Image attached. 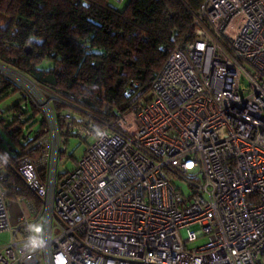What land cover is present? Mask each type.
Instances as JSON below:
<instances>
[{"label":"built area","instance_id":"obj_1","mask_svg":"<svg viewBox=\"0 0 264 264\" xmlns=\"http://www.w3.org/2000/svg\"><path fill=\"white\" fill-rule=\"evenodd\" d=\"M192 26L148 100L99 126L65 115L91 143L64 174L52 100L5 75L43 110L49 138L17 162L39 213L16 198L10 222L0 173V264H264V0H204ZM33 223L47 245L30 253Z\"/></svg>","mask_w":264,"mask_h":264},{"label":"trees","instance_id":"obj_2","mask_svg":"<svg viewBox=\"0 0 264 264\" xmlns=\"http://www.w3.org/2000/svg\"><path fill=\"white\" fill-rule=\"evenodd\" d=\"M203 1L0 0V65L31 80L52 100L59 157H66L72 138L86 146L89 139L70 129L65 115L72 126H99L148 100L174 47L193 40V15ZM14 93L19 100L0 113L12 143L5 149L0 140L2 183L10 190L9 204L29 200L39 213L41 199L19 175L17 162L41 155L48 122L38 104L0 73V103ZM68 157L73 167L80 158Z\"/></svg>","mask_w":264,"mask_h":264},{"label":"rangeland","instance_id":"obj_3","mask_svg":"<svg viewBox=\"0 0 264 264\" xmlns=\"http://www.w3.org/2000/svg\"><path fill=\"white\" fill-rule=\"evenodd\" d=\"M114 4L117 7H121V5L118 3H114ZM8 69L9 70H7V72L5 74L4 73L5 70L3 71V69L0 68V73L10 77L13 80H15L16 77L23 76V75L17 73L16 71H13L10 68H8ZM18 100H19V94L18 93H14V94L10 95L8 98H6L5 100H3L0 103V113L2 114L3 112H5V110H7L9 107H11L13 104H15ZM0 140H2V145H3V148H5V149H7L10 144H12L10 138L5 134V132L3 131L1 126H0ZM90 143H91V139L87 141V144H90ZM86 147H87L86 144L82 143L81 140H79L77 138H72L70 140L69 146L67 147V154H66L67 156L66 157L62 156V158H60L61 164L58 167V173L64 174L66 170L70 171L73 168V164H72V160L68 156H71L73 154V156L75 158H79L83 154ZM182 190L185 194L189 193L187 186L183 185ZM8 210H9L10 222L12 224H14L15 223V217L18 214V207L13 201H11V203L8 206ZM206 242H207L206 237H202V238H198L197 240L188 243L186 245V247L188 249H193L195 247H198L200 245L205 244Z\"/></svg>","mask_w":264,"mask_h":264},{"label":"clouds","instance_id":"obj_4","mask_svg":"<svg viewBox=\"0 0 264 264\" xmlns=\"http://www.w3.org/2000/svg\"><path fill=\"white\" fill-rule=\"evenodd\" d=\"M26 231L29 235L23 242V248L30 253H34L37 250H42L46 247L47 241L43 237V225L40 223H33L27 225ZM57 264H67V258L61 256Z\"/></svg>","mask_w":264,"mask_h":264},{"label":"water","instance_id":"obj_5","mask_svg":"<svg viewBox=\"0 0 264 264\" xmlns=\"http://www.w3.org/2000/svg\"><path fill=\"white\" fill-rule=\"evenodd\" d=\"M27 186H28V188H29L30 190H32L31 187H30L29 185H27Z\"/></svg>","mask_w":264,"mask_h":264}]
</instances>
